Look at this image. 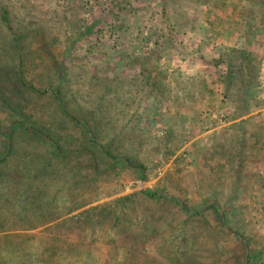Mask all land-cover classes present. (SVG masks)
<instances>
[{"label":"rangeland","instance_id":"rangeland-1","mask_svg":"<svg viewBox=\"0 0 264 264\" xmlns=\"http://www.w3.org/2000/svg\"><path fill=\"white\" fill-rule=\"evenodd\" d=\"M202 1L210 6L198 0H0L15 28L44 27L50 38L59 37L57 54L61 41L72 46L63 91L68 108L90 109L88 126L104 128V142L124 136L116 149L144 169L142 176L133 168L106 172L97 201L69 212L70 202L60 196L77 198V190L60 175L56 182L36 175L38 165L55 160L52 148L39 145L44 158L34 159L20 132L23 142L18 139L0 171V264H244L247 240L255 250L252 263L264 264V57L261 106L251 103L243 131L223 99L230 51L264 56V35L247 33L250 23L264 25V11L252 5L250 21L245 11L252 0ZM71 29L91 32L77 39ZM4 43L0 32V47ZM145 59L159 70L153 71L156 83L166 85L159 98L144 85ZM199 78L213 94L187 95L203 87ZM3 118L0 112V128ZM3 140L0 129V150ZM86 168L77 179L88 195ZM145 192L197 210L214 203L242 238H222L220 221L210 213L204 228L199 220L189 224L177 205L146 204L135 195ZM94 206L102 208L84 218ZM68 219L81 227H54ZM194 227L200 236L189 235Z\"/></svg>","mask_w":264,"mask_h":264},{"label":"trees","instance_id":"trees-1","mask_svg":"<svg viewBox=\"0 0 264 264\" xmlns=\"http://www.w3.org/2000/svg\"><path fill=\"white\" fill-rule=\"evenodd\" d=\"M206 3L202 0L199 3L198 0V4L205 7L210 6ZM123 5H126V3L124 2ZM252 5L257 7L256 10L264 11V0H252L246 6L245 12L250 21L253 20L255 11ZM180 15L181 20L179 22L183 23L186 21L185 16L183 13ZM177 16L178 14H176V18ZM211 27L206 26L203 28L209 30ZM250 31H254L255 35H264V25L253 27L250 23L247 27V33H250ZM0 32L4 35L5 40V43L0 47V112L4 114L3 123L5 124L3 128H0L4 136L0 150V171L8 159L14 155L18 139L23 142L22 138L17 137V134L23 132L25 148L30 156L34 159L44 158L43 154L37 151L39 145H44L52 148V155L55 159L54 161L49 160L47 164L38 165V172L34 171L33 173L36 172L38 176L44 175L48 178V181L53 182H56L58 180L56 178L60 175L65 178L71 190H77L75 193L77 198L74 196L67 198L60 196V201L64 199L70 202L69 212L83 209L97 201L99 197L97 184L102 181V176L106 172L110 173L115 169L118 170L119 167L133 168L142 176L144 169L137 165L135 159L125 156L115 147L116 143L124 136L116 139L117 135H114L108 140L109 142H104L103 133L105 129L96 128L92 123V126H88L90 122L86 119V116L88 115L87 110L90 109L78 112L68 108V102L63 96V91L69 83V79H67L69 68L66 61L70 60L72 46L61 41L62 51L59 50L60 53L57 54L56 44H59L57 42L59 37L50 38L47 30L42 26L15 28L4 8H0ZM90 32V30H87L78 34L73 31V34L78 39L79 36L82 37ZM70 39L71 37L65 40ZM226 57L228 59L226 60L227 73L223 80L226 93H224L223 99L228 100L234 108L232 117L240 120L241 126L236 129L243 131L242 126L246 121L243 118L248 115L251 103L254 102L257 107L261 106L258 104L262 102L259 100L262 92L260 67L264 56L257 58L247 50H232ZM142 63L146 65V59ZM153 71L159 70L147 63L145 70L141 71V75L145 81L144 85L149 89L148 95L159 98L161 91L163 93L165 91L163 95L167 94L164 87L166 85L156 83V78H152ZM165 78L161 75L162 82ZM200 80L203 87L197 90H188L187 95L190 96L193 92L202 96L201 92L205 90L208 94L210 92L211 94L214 93L213 90L205 87L203 78ZM46 103L48 106H46ZM92 111L96 113L94 110ZM26 117L29 120L28 124L24 123ZM261 135L262 133L259 134V132L255 134L256 137H261ZM245 144L246 142L243 141L239 144V148H241L238 152L239 156H242ZM166 153H170V151L168 150ZM239 156H237L238 159L242 161ZM103 162H106L108 166L104 170H99ZM85 165L88 174H85L84 181L92 185L87 190L89 191L88 195L84 192V186H81L80 180L77 179L81 176L79 170H82ZM109 195L107 194V196ZM135 195L136 197L141 196L146 204L166 200L171 205H177L186 216V221L188 219L189 224L199 220L201 221L200 226L204 228L209 223L205 215L210 213L220 221L218 231L222 238H226L228 234L233 235L237 242L242 238L241 235L233 232L231 227H228L227 222L224 220V210L214 203L208 204L202 210H197L181 204L175 198L163 197L158 192H145ZM100 208L102 206H94L84 210L85 217H83L89 219L92 211ZM52 211L45 212L52 213ZM44 214L39 217H44ZM49 221L52 220L48 219L44 223L41 222V225L50 223ZM78 223L68 219L67 222H57L54 227L59 228V230L65 227L69 231H73L81 227V225H77ZM191 234L198 237L200 231L199 229L195 230L194 227L189 232V235ZM247 241L245 248L247 255L244 264H257L252 263L255 250L254 247L249 246L250 243ZM223 253L224 250L221 251V254Z\"/></svg>","mask_w":264,"mask_h":264}]
</instances>
